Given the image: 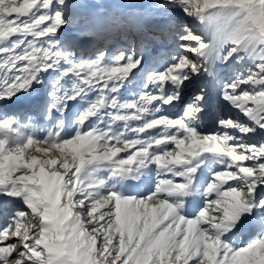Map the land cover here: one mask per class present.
<instances>
[{
	"label": "snow or ice",
	"instance_id": "1",
	"mask_svg": "<svg viewBox=\"0 0 264 264\" xmlns=\"http://www.w3.org/2000/svg\"><path fill=\"white\" fill-rule=\"evenodd\" d=\"M0 264H264V0H0Z\"/></svg>",
	"mask_w": 264,
	"mask_h": 264
},
{
	"label": "rangeland",
	"instance_id": "2",
	"mask_svg": "<svg viewBox=\"0 0 264 264\" xmlns=\"http://www.w3.org/2000/svg\"><path fill=\"white\" fill-rule=\"evenodd\" d=\"M99 8L104 6L114 5V4H122V5H133L138 2V0H92ZM20 119L24 120V115L20 116ZM259 139V138H257Z\"/></svg>",
	"mask_w": 264,
	"mask_h": 264
}]
</instances>
